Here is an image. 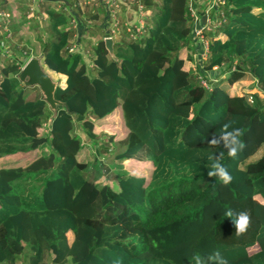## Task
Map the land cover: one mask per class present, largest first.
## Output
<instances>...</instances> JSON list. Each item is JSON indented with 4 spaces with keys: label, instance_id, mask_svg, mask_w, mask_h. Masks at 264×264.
Instances as JSON below:
<instances>
[{
    "label": "trees",
    "instance_id": "obj_1",
    "mask_svg": "<svg viewBox=\"0 0 264 264\" xmlns=\"http://www.w3.org/2000/svg\"><path fill=\"white\" fill-rule=\"evenodd\" d=\"M143 2L151 11L146 35L115 41L114 58L104 41H89L93 73L85 51L70 50L74 32L64 7L44 2L42 30L24 15L38 48L33 54L58 75L54 94L65 105L53 115L40 91L29 97L34 86L18 79L19 62L1 64L0 159H27L0 164V264H15L18 254H27V264L47 256L51 264H264V0H226L205 66L235 61V68L209 90L188 63L183 67L190 57L189 0ZM68 5L84 14L79 0ZM249 74L259 87L253 102L232 95L233 84ZM115 116L122 131L114 134V157L143 167L116 174L118 188L99 181L107 144L92 150L75 132L80 122L95 139V129ZM45 121L50 144L40 132ZM223 186L230 198L221 201L225 210L202 232L203 242L191 237L171 248L169 226L190 222ZM240 212L251 223L237 235Z\"/></svg>",
    "mask_w": 264,
    "mask_h": 264
},
{
    "label": "rangeland",
    "instance_id": "obj_2",
    "mask_svg": "<svg viewBox=\"0 0 264 264\" xmlns=\"http://www.w3.org/2000/svg\"><path fill=\"white\" fill-rule=\"evenodd\" d=\"M205 3V0L203 2V4ZM27 1L24 0L23 4H21V6L18 8L17 13V18L16 21L13 23V18H11V22L9 24V28L10 31L12 33L11 38L9 39V41L11 40H16L17 43L16 45H19L15 51L14 46H9L8 43V39H3L2 42H4L3 44L7 46V48H11L13 50V53L17 59L16 62L20 63V67L23 66V64L27 61L25 55H29L32 56L34 55L33 53H36V49H38L36 47V45L32 42H30L29 40V33H28V27L25 26V21L27 19H25L24 15H23V10L26 9V7H28V5L26 6ZM82 5V9L84 11V15L82 14L81 16V21L80 19L76 20L82 22V26H87L88 20H87V16L91 14L92 9L91 7H95L96 5L99 4H84L83 2L80 3L79 6ZM90 5V6H89ZM42 6H39V10L37 13V17L32 18L31 20L28 21V24L33 25L35 23H39L40 24V30H42L45 25H46V19H44L43 17V12L41 10ZM8 9L10 11H12V13L14 14L13 8L8 7ZM82 11V10H81ZM82 11V12H83ZM25 13V12H24ZM76 20H72L73 23H76L78 21ZM37 23V24H38ZM73 23L71 24L73 26ZM38 24V26H39ZM92 25V27H90V29H94L96 28L95 23L91 22L90 23ZM42 26V27H41ZM73 32L74 27L72 28ZM5 37V36H4ZM75 37V36H74ZM120 40L119 41H126L128 40L126 38V36L124 34L121 35V37H119ZM29 40V43H28ZM91 39L84 37L82 42H84V45H86L88 48H90V44L89 41ZM190 47V46H189ZM30 50V51H29ZM26 52V53H25ZM12 54V53H11ZM90 51L86 52V60L88 63V70L93 73L92 67H91V55H90ZM13 55V57H14ZM187 57L184 58L183 61V67L185 69L186 68V64L188 63V67L189 70L192 72L190 65V62L186 61ZM2 63L6 61V58H1ZM8 61H11L10 58L7 59ZM186 62V64H185ZM43 64V63H42ZM43 68L48 71L52 77L54 79H58V75L55 74L54 72H52L50 69H48L44 64H43ZM228 75V73H224L223 76H221L219 79L226 77ZM251 74H249L247 77L240 79L238 81H236L233 84V88H232V95H238L237 92H247V91H252V89H254V83H252V78L250 76ZM195 78V77H194ZM218 79V80H219ZM252 80V81H251ZM217 82V81H216ZM258 83L256 85V89H258ZM38 91H40L38 86H34L33 92H31L29 94V97H33ZM260 95V94H259ZM262 102L264 103V98L262 99ZM115 116L113 123L111 125H107V126H103L104 128L102 129H98L96 128L95 133H96V137L95 139L89 140L83 130V127L81 126L80 122H76L75 124V132L79 135L81 141L87 143L88 146H90V148L93 150V148L100 144V142L104 141L107 146H108V151L104 152V153H100L99 157L104 156L103 159L101 158L100 162L101 165L104 169V174L102 176V178L99 180L100 183H104V182H108L110 185H112L115 188H118L117 183H116V174L118 173H135V174H140L142 171V164L140 162H137L134 159H116L114 157V155L116 154V151L118 149V146H116V143L113 142L114 140V134L115 132H121L122 131V126H121V122L118 119V117ZM49 121H47V123H43V126L40 130L41 133L46 134L48 136H50V140H49V144L51 143V139H52V133L50 134L49 131V125H48ZM191 136V133L189 134V137ZM43 147H46V145H44ZM36 152H38V150H36ZM27 156H18V155H10V156H4L0 159V164H4V165H10V164H20V163H24V161H26ZM230 191L223 186L221 188V192L218 196H216V198H214L212 200V202L210 204H208L206 207L203 208V210L199 213H197V216L195 218H193L190 222L186 223V224H179V225H171L169 226L168 229V234L170 236L169 239V243L171 248H176V247H181L183 245H186L187 243H189V239L191 237L195 238V241H198V243L203 242V239L200 237L202 232L204 230H207L210 227L211 221L213 219H216L217 217H219L221 215V213L224 212L225 207L223 205V203L221 202L222 200H225L226 198L229 199L230 198ZM27 255V254H26ZM28 259V257H27ZM26 259L25 254H18L15 260V264H27L28 261ZM199 257H195V260H198ZM47 260V261H46ZM50 262V258L47 256L44 259L43 264H48ZM66 264H70L69 262H67Z\"/></svg>",
    "mask_w": 264,
    "mask_h": 264
},
{
    "label": "built area",
    "instance_id": "obj_3",
    "mask_svg": "<svg viewBox=\"0 0 264 264\" xmlns=\"http://www.w3.org/2000/svg\"><path fill=\"white\" fill-rule=\"evenodd\" d=\"M158 1V0H156ZM42 0H29L27 9L25 10V16L27 18L37 17V11L39 10V4ZM84 4H103L110 10V20L107 28V35L115 37H121L122 34L129 39H140L146 35L147 20L150 16V9L146 7L143 0H81ZM226 0H206L203 6H199L198 0H189L188 2V14H189V46L191 54V70L195 79L207 90L212 88V85L218 81V79L229 73L235 68V61L230 65L229 62H221L213 64L210 67L205 66V61L210 56V38L209 34L217 30L225 21V8ZM90 6V5H89ZM70 14L71 21L76 20L73 18L74 14L70 6L62 5ZM124 7L127 11L131 12L130 17L124 19L121 18V10ZM43 17L46 15L43 12ZM13 18V13L9 9L0 8V32L6 39H10L12 33L9 28V24ZM72 21V23H73ZM76 24V23H73ZM75 27V26H73ZM75 29V28H74ZM75 39V38H74ZM74 41L70 46V50L73 49ZM85 51V55H86ZM12 53V54H11ZM26 53V52H25ZM11 48H7L3 42H0V66L2 64L1 58H6L11 61H17ZM26 60L29 56L25 55ZM1 73V72H0ZM254 89L252 91L237 92V94L244 95L249 102H253L254 93L256 92L257 78L253 76ZM47 121L44 122V124Z\"/></svg>",
    "mask_w": 264,
    "mask_h": 264
},
{
    "label": "crops",
    "instance_id": "obj_4",
    "mask_svg": "<svg viewBox=\"0 0 264 264\" xmlns=\"http://www.w3.org/2000/svg\"><path fill=\"white\" fill-rule=\"evenodd\" d=\"M26 1H27L26 6H27L29 4V0H26ZM46 1L47 0H42V2L39 4V6H42L44 4V2H46ZM48 1H51L52 4L56 5L57 7H60V6L64 5V4L69 6L68 5V0H48ZM94 1H97V0H94ZM23 2H24V0H0V8H5V9H8V7L13 8V11H14L13 23H14L16 21V18H17V13L16 12L18 11V8L21 6V4H23ZM79 2L81 3V0H79ZM157 2H159V0ZM203 2H204V0H198V3H199L200 7L205 4V3L203 4ZM205 2H206V0H205ZM26 9H27V7H26ZM26 9H24L22 11L23 15H25L24 12H25ZM80 9L83 10L82 6H80ZM91 9L93 11L91 13H94V15L92 16V18L87 19V20L90 23L94 22L96 28L90 29L88 27V24H90V23H88L87 26H82V22L76 20V21H78L77 24H73V26H75L74 27L75 28L74 29L75 30L74 31V36H75L74 38L75 39H74L73 49L83 50V51H90L89 48L86 45H84V42H82L84 37L90 38L91 41H96V40H100V42L104 41L103 39L106 36L107 28H108L109 20H110V10L105 5H103L102 3L99 4V5H96L95 7H91ZM72 12H73V10H72ZM73 14H74L73 18L76 19V17H77V19H79L80 15L78 17V15H76L74 12H73ZM120 14H121V18L122 19L131 16V12L127 11L126 9H124V7L122 8ZM80 20H81V17H80ZM81 21H83V20H81ZM71 23H72V21H71ZM3 39H6V38L4 37L2 32H0V42H2ZM113 39H114V42L120 40L119 37H115ZM16 43H17V41L15 39L11 40V41H9V39H8V43L7 44L9 46H11V48H12V46H14V48H12V49H14V51H15L16 49H18L17 47L19 46V45H16ZM189 52H190V48H189ZM85 60H86V55H85ZM188 61L190 62L189 66L191 67V64H192L191 54H190V57H189ZM185 64H186V62H185ZM90 65L92 66V63ZM92 70H93V67H92ZM93 72H94V70H93ZM250 76H251V78L253 80V78H254L253 75H250ZM252 83H254V82H252ZM26 259H27V255H26ZM48 264H51V263L49 262Z\"/></svg>",
    "mask_w": 264,
    "mask_h": 264
},
{
    "label": "water",
    "instance_id": "obj_5",
    "mask_svg": "<svg viewBox=\"0 0 264 264\" xmlns=\"http://www.w3.org/2000/svg\"><path fill=\"white\" fill-rule=\"evenodd\" d=\"M104 46L111 57H115L114 39L112 36L104 37ZM18 79L25 86H38L43 99L47 102L49 108L53 111V115L57 112L58 105H65V102L55 97V89L59 84L58 79H54L52 75L43 68L41 57L32 55L23 64L17 73Z\"/></svg>",
    "mask_w": 264,
    "mask_h": 264
},
{
    "label": "clouds",
    "instance_id": "obj_6",
    "mask_svg": "<svg viewBox=\"0 0 264 264\" xmlns=\"http://www.w3.org/2000/svg\"><path fill=\"white\" fill-rule=\"evenodd\" d=\"M217 167L219 169V174L221 176V179H223L225 183L229 182L231 180V177L227 174V172L223 168H220L219 165H217ZM227 215L231 217L232 213L229 212ZM233 222L237 235H241L245 233L251 223L250 216L246 212L238 213L237 218L233 220ZM223 264H226V261H223Z\"/></svg>",
    "mask_w": 264,
    "mask_h": 264
}]
</instances>
